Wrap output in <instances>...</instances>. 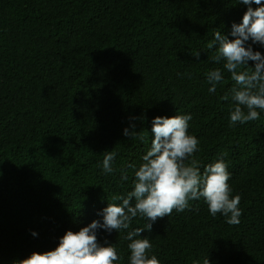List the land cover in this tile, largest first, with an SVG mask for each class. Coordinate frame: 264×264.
I'll return each instance as SVG.
<instances>
[{
  "label": "trees",
  "instance_id": "16d2710c",
  "mask_svg": "<svg viewBox=\"0 0 264 264\" xmlns=\"http://www.w3.org/2000/svg\"><path fill=\"white\" fill-rule=\"evenodd\" d=\"M247 9L240 0H0V264L103 223L109 202L122 203L114 197L134 188L153 119L176 114H191L188 132L199 140L188 162L203 173L223 159L242 215L231 225L203 198L190 201L142 232L149 256L160 264H264V110L231 124L234 82L207 47L215 30L234 39L232 25ZM247 43L264 54V45ZM215 68L224 79L210 92L206 74ZM133 124L146 140L124 135ZM113 151L114 170L105 173ZM147 223L138 215L129 229H97V238L115 244L116 264H130L124 237Z\"/></svg>",
  "mask_w": 264,
  "mask_h": 264
},
{
  "label": "clouds",
  "instance_id": "9594fccd",
  "mask_svg": "<svg viewBox=\"0 0 264 264\" xmlns=\"http://www.w3.org/2000/svg\"><path fill=\"white\" fill-rule=\"evenodd\" d=\"M248 5L241 23L232 25L229 39L219 30L214 31V39L208 43V49H215L209 59L219 64L231 74L234 82L231 99L234 109L230 114L231 124L258 120L260 111L264 110V54L254 51L251 44L264 45V2L262 0H240ZM260 5L253 8L252 5ZM192 54L199 58L200 51ZM249 61L255 66L250 67ZM210 92H215L217 84L224 79L221 68L207 72ZM225 100L228 96L223 97ZM191 114H179L172 117L156 116L152 121L151 147L142 157V164L134 172V188L125 196L114 197L122 203H111L103 209V223L93 220L78 232L68 230L59 240L55 249L44 252H32L25 259L14 264H116L120 259L113 243L101 244L97 238V229L104 228L109 233L129 229L138 215L147 219L143 227H136L127 232L124 239L130 241V264H160L155 255L149 256L153 245L149 238L142 236L147 229L151 231L152 223L158 218L170 216L172 212H183L189 202L203 198L210 213L227 217L231 225L240 223V195H232L229 184L231 177L228 166L223 159L208 164L201 173L198 162L189 159L198 151L199 140L188 132ZM124 130L125 136L134 140H146L143 131ZM116 153L106 152L103 159L105 173L113 172ZM135 168L134 164L128 165ZM124 171L123 169L121 170ZM124 172L122 179H127ZM133 201H135L133 203ZM33 235H37L33 232ZM144 237V238H140ZM203 264H211L209 257Z\"/></svg>",
  "mask_w": 264,
  "mask_h": 264
}]
</instances>
